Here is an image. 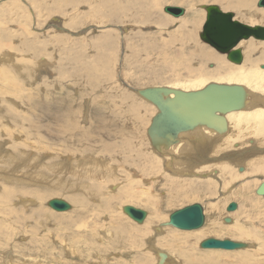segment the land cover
Listing matches in <instances>:
<instances>
[{
	"label": "rangeland",
	"instance_id": "374dc122",
	"mask_svg": "<svg viewBox=\"0 0 264 264\" xmlns=\"http://www.w3.org/2000/svg\"><path fill=\"white\" fill-rule=\"evenodd\" d=\"M129 1L0 0V27L10 32L8 45L0 49V183L7 187L5 189L0 184V264H156L159 259L156 250L166 251L169 254L170 259H165L164 264H169L171 258L183 264H264V252L261 251L264 249V196L257 194L255 190L258 187L257 181L262 180L261 178L264 180V174L260 172L254 175L246 169L249 158L264 157V143L256 138V133L252 132L249 126L245 130L237 131L234 128V116L229 115L231 136L224 140L233 144V142L239 143L240 139L236 138L240 132L248 136L243 143L240 142L239 147L231 148L241 151L247 149L250 153V157L240 160L238 164L241 165L235 167L236 169L233 168L236 176L240 177L241 186L249 182V186L243 188V194L237 193L238 195L231 197L228 202L224 199L231 190H226L227 194L217 190V195L214 193V196H199L183 203L180 200L177 204L170 202L171 204L167 203L163 208L164 215L155 214L154 218L151 212L157 204L154 202L152 205V200L159 202L161 199L166 202L168 198L166 194L168 190L159 185L160 181L157 183L158 179L167 180L174 177L183 183L194 179H203L202 181L211 179L219 184L220 188L222 180L212 174L205 178L194 175L192 176L194 179L183 180L184 178L180 176L170 174L171 170L164 163H161V172L156 174L157 177L148 178L141 173L143 155L136 156L137 154L129 151L130 148L126 144H109L120 139L130 140L138 145L144 143V149L151 157L150 153H154L151 151L147 127L156 109L154 105L141 98L134 87L162 85L196 89L202 85H197L195 79L216 71L215 69H218L216 63L220 60H223L225 66L227 65L228 70L236 66L242 69L245 55L258 53L264 47L261 44L264 41L258 40L259 43H256L257 39L254 37L242 40L244 59L241 64H236L228 60L225 54L204 42L199 35L207 15V11L203 8L204 3L217 4L224 11L233 12L236 19L245 23L237 7L226 6L219 0H209L196 2L189 9L184 3L185 0H158L150 16L146 17V13L142 11L137 12V21L130 18L126 11L120 12L115 17L112 15L115 14L112 10L114 5H130ZM257 1L248 0L249 7L246 9L264 11V7H259ZM167 5L183 7L188 11L185 9L183 15L174 16L165 11ZM54 6H60L64 11H54ZM191 11L200 12L203 19L193 32V40H189L190 42L187 40L185 48H193L195 44H199L214 54V60L200 62L198 57L190 56L188 51L178 58L175 48L177 50L182 47L181 43L175 41L165 45L170 39H165L164 34L176 33L179 22L181 23L180 19L188 16ZM160 20L168 23H160ZM246 23H251L248 18ZM108 32L115 37L114 48L100 49L101 47L95 46L99 37ZM22 42H27L31 50L17 47ZM186 57L191 58L190 62L185 60ZM98 59L102 64L108 60L110 61L107 63L112 64V75L109 78L102 77L108 80L107 83L103 81L105 86L93 88L79 83L78 78L75 77L79 76L75 73L78 66L100 67ZM210 64L214 66L210 67ZM257 68L262 71L264 63L259 62ZM100 70L97 69V72L103 73ZM81 80L87 83L85 79L81 78ZM228 80L226 78L222 81ZM208 81L214 79H209L205 83ZM250 88L258 91L257 88L251 86ZM107 92L113 93L116 97L123 94L132 96L130 99L132 106L144 113L145 122L141 133L132 132L128 116L118 109L115 110V105L121 106L119 101H114V106L111 108L107 106V102L114 99L112 96L109 100L106 99ZM31 103L35 106L41 104V109L57 108L59 103L61 110L36 111ZM106 112H109L108 116L115 120L114 124L108 125V122L103 120ZM249 138H255L258 141L257 145L252 142L250 144ZM212 145L202 144L201 149L209 153ZM217 146L219 145L214 147L212 153L199 158L197 164L203 166L198 168L197 173L219 169L215 167L217 163L203 164L214 161L216 155H221L230 148L217 151ZM130 152L132 154H129ZM126 155L136 157L132 159V163H128L125 160ZM222 164L220 163V167ZM242 165L246 170L238 171ZM219 172L218 170V175ZM162 173L164 176H158ZM253 178L257 181H253ZM97 183L105 189L102 197L112 199L110 206L95 194ZM232 185L236 190V183ZM8 188L15 189L16 192L6 200L2 196L6 194ZM175 194L184 195L179 192ZM76 195L79 196L77 200L80 203L87 202L88 207L82 208L81 204H76L77 202H74L76 199L71 198ZM53 198L67 200L72 204V208L65 212L56 211L48 205V201ZM216 199L220 211L224 213L220 214L218 223L226 226L238 221L243 226V222L247 220L244 227H252L255 232L259 231L260 240L251 238L241 240L236 237L233 239L232 236L220 235V229L215 233H202L208 221H212L210 216L213 213L208 211L207 206ZM139 200L148 201L147 204H140L136 202ZM232 201L238 204V208L228 212L225 208ZM195 202L204 205L205 225L195 230H182L173 225L167 224L166 227L161 224L162 232L157 233L154 227L162 222H169L171 212ZM128 204L148 211V219L152 217L156 220L150 222L153 225L148 224L150 233H145L143 238L137 237L136 241L129 237L133 234L128 232L127 226L144 227L148 220L142 224L128 217L123 212V207ZM77 209H82L81 213L86 214V217L82 215L83 219H78L69 226V223H66L69 214H73ZM243 211H248L257 222L251 217L244 218ZM62 217L65 221L59 220ZM225 217H229L231 223L224 221ZM119 222L126 227L125 230L117 226ZM167 232L176 233L180 239L185 234H189L195 239L192 240L194 244H191L189 251H183L177 245L171 248L161 247L158 245V240L163 238L162 240L167 243L170 239ZM222 236L223 239L245 242L252 247L235 250L200 247L201 241L207 238L222 239ZM149 239L153 242L152 248ZM155 240L157 243L154 242ZM182 241L186 240L182 239ZM244 251L252 252L250 257L253 259H245Z\"/></svg>",
	"mask_w": 264,
	"mask_h": 264
},
{
	"label": "bare ground",
	"instance_id": "6f19581e",
	"mask_svg": "<svg viewBox=\"0 0 264 264\" xmlns=\"http://www.w3.org/2000/svg\"><path fill=\"white\" fill-rule=\"evenodd\" d=\"M205 1H209V0H185L184 3L186 5H188V7L190 9V7H192L194 3H196V2L197 3L198 2H205ZM214 1H216V0H214ZM219 1H221V2L223 1L226 6H235V7H237V9L239 11V15H240L241 19H243L245 21V23H246V18H248L249 21L251 22L250 23L251 25H255V24H259V23H263L264 24V11L262 9H261L262 11L261 10L255 11L254 9H250V10L246 9V8L249 7L248 0H219ZM157 2H158V0H130L129 1L130 5H125V6H122L121 4L114 5L112 7V10H113V13H115V14H112V15H114V17H115V15H119L120 12L126 11L127 15L130 18L136 20L137 19L136 16H138L137 12L140 13V11H142V12H145L146 13V17H148V16L151 15V12H152L151 10H153L155 8V5L157 4ZM257 3H258V1H257ZM204 4H206V3H204ZM198 6H199V4H198ZM53 9H54V11H58V12L64 11V8H61L60 6H54ZM196 10H194V11H196ZM199 10H202V9H199ZM205 12H203V13H205ZM142 14L144 15V13H142ZM140 15H139V17L141 18ZM178 19H180V18H178ZM202 19L203 18H202V15L200 14V12L199 13H195V12L191 11V12L188 13V16L180 19L181 23L179 22L178 30L175 28L177 30L176 33L167 34V35L164 34L165 39H167V40L170 39V42L166 43L165 45H170L172 42H175V41H178V42L181 43L182 47L178 48L177 50L175 48V51H176V53L178 55L177 56L178 58L180 57L179 55H181L184 52L188 51L191 54L190 56L198 57L200 59L199 60L200 62L207 61L208 59L209 60L213 59V57H214L213 55L214 54H212L208 49H206V48L204 49L199 44H195L193 46V48H188V49L185 48V46L187 44V40L188 41L189 40L190 41L193 40L192 39V37H194L193 32L197 29V27H198L199 23H201ZM160 23H168V22L165 21V20H160ZM190 26H193V27L191 28ZM69 31H73V30H69ZM138 33H140V32L138 31ZM21 34L23 35V33H21ZM9 35H10V32L8 30L6 31L5 28H1L0 27V49L2 47H4V46L8 45V42L10 41ZM112 35H111L110 32H108L106 34H103L101 37H99V40L96 42L95 46L97 45L98 47H101L100 49L110 48V47L114 48V46L116 44V40H115V37H113ZM179 36H181V37H179ZM177 37L179 38V40H177L178 39ZM262 41H264V40H262ZM241 43H242V41L239 44L240 47H241ZM249 43L251 44L252 42H249ZM256 43H259L258 39H257ZM261 44H263V46H264V43H261ZM255 46H257V45H255ZM17 47H20V48L26 49V50H31L30 45L27 42H22ZM172 51H173V49H172ZM219 59H220V57H219ZM104 60H105V58H104ZM185 60L189 61V60H191V58L190 57H186ZM108 61H110V60H108ZM222 61L220 60V62H218V63H216V61H215V63L218 64V66H216V68L218 67V69H215L216 71H214V72L211 71L208 74L206 73L203 76H200L199 78H197L195 80H197V85H202V86H198L196 89L202 88V87H204L206 84H208L210 82H224L222 80H226V78L229 79L228 81H226V83L242 84L246 88V90H247V98H246L245 107L242 110L232 111V112L226 114V120H227V123H228V129H227L226 132L219 133L214 128H210V127H208L206 125H200V126H198L196 128H193V129L181 131L179 133L178 138H177V140L175 142H173L170 145L162 144V145L159 146V148H156V146L152 144L151 139H150V137L148 135L149 140H150V144H151V148H152L151 151L154 153V154L150 153L151 157L148 156L149 154H147L146 149H144V143H139V145H138L136 142L132 143L130 140H125V139H120V140H117V141H115L113 143H109V144H113V145L126 144L130 148L129 151H131L132 153L134 152L135 154H137L136 156H138L139 154L143 155L144 156V162H143L142 171H141L143 176L145 175V177H148V178L152 177V176L153 177H157L156 174L161 172V170H160L161 163H164V165H167L168 169L171 170L170 174H173L176 177L180 176V177L184 178L183 180H185L187 178L194 179L192 176L195 175L196 171L199 172L198 168L203 166V165H198L197 164L198 161H199V158L201 156L206 155V154L212 153L213 149H214V147L216 145H219L216 148L217 151H220V150H222L224 148L230 147L228 150L224 151V153H222L221 155H216V159L214 161H211L209 163H203V164L217 163L215 167L219 168V169H217V170L220 171L219 175L211 173L215 169V168L213 169V167H212L213 170H211L210 172H207V173L212 174L215 177L219 176L220 180H222L221 188H220L219 184L215 183L214 181H211V179H209V180L207 179V181H205V180L202 181L203 179H201V180L200 179L199 180L198 179H194L196 181L188 180V181H186V183L178 181L174 177H170L167 180H166V178L163 179V180H161V179L157 180L156 179L157 183H159V181H160L159 185H161L162 187H166V189L168 190V193H166L168 198L166 196V198H167L166 202L162 201L161 199H160L159 202L157 200L154 201V199L152 200V202H151L152 205L154 204V202H156V204H157V205L154 206V208L152 210L153 212H151L152 213V217L155 214L156 215H160L162 213V211H163V208L166 206L167 203L168 204H171V203H176L177 204V203L180 202V200L183 203V202L187 201L188 199H196L199 196H201V197L214 196L215 195L214 193H216L217 190H221L222 194H223V192L224 193L226 192L225 194H227L226 190H228V191L231 190L230 193L227 195V197H225V199H224L225 201H228V200L230 201V198L234 197L237 193L238 194H243L244 193L243 188H246L247 186H249V184H248L249 182H247V183L245 182L246 184L244 183L245 185L242 184L243 186H241V182H239L240 177L236 176V172L234 170V169H236L235 167H237L238 165H241V164H238L241 159L246 158V157H250V153L248 152L247 149L243 150V151L234 150L235 146L239 147L240 146V142L243 143V141L246 138H248V136L245 135L244 133L240 132L239 136L236 138V139H240L239 143L238 142H233V144H230L231 141H224V140L228 136H231V132L229 131V129H230V121H229L228 117H229V115L232 114L234 116L233 117L234 128L237 131L238 130H245L246 127L249 126V128L252 129V132L256 133V135H257L256 138L258 140H261L264 143V68H262L263 69L262 71H260V68L259 69L257 68V66L259 65V62H263L264 63V47L256 54L255 53L254 54L253 53L252 54H246L245 55V61H244L242 69L241 68L238 69V68H236L238 66H236L235 68L233 67V69L228 70L227 69V65L225 66L224 65L225 63H222ZM97 62L99 63L98 65H100V67H98L96 64H95L96 67H94V68H92V65L78 66L79 68H77L75 70V73L78 74L79 76H75V77L78 78V80H79L78 82L79 83H82L84 85H90L93 88H97V87L102 86V85L105 86L103 81H105V83H107L108 80L105 79V78H109L112 75V72H113L112 64H111V62L110 63H107V62L105 63L104 62V64H102V62L99 59H98ZM211 66H214V65L210 64V67ZM97 69H99V70L101 69L103 73H101V72L98 73ZM199 72H200V70H199ZM103 76L105 78H102ZM81 78L85 79L87 83L83 82L81 80ZM209 79H214V81H208L207 83H205ZM215 79H218V80H215ZM155 86H158V85H155ZM250 86L253 87V88H257L258 91L253 90L252 88H250ZM134 88H135V91L138 93V95L141 96V98H143L146 102H149L150 104H152V106L154 105L152 102H150L148 99H146L145 97L140 95L139 92H138V90L146 88V87H143V88L134 87ZM175 88H178V87H175ZM180 89H183V88H180ZM194 89H184V90H194ZM111 96L114 99L112 98L113 100H110V102H107V106L109 108H111L112 106H114V101H116V100L119 101L121 106L115 105V110L118 109L121 113H124V114H126L128 116V121L130 122V124L132 126V129H133L132 132H134L136 134L137 133L138 134L141 133V130L144 128V122H145L144 113L138 111L137 108H134L132 106L131 101H130L132 96L123 94V95H119V96L116 97L113 93L107 92L106 99L109 100L111 98ZM57 104L59 105L58 107L56 106L57 108H51V107L49 108V107H47V108H42L41 109V107H40L41 104L39 106H38V104H36L37 106H35V104H32V107L34 106L33 108H34V110L36 109V111L37 110H44V111H48V112H52V111L57 112V111L61 110L60 104L59 103H57ZM117 104H118V102H117ZM154 106H155V109H156V111H155V114H156L157 107H156V105H154ZM108 114H109V112L105 113L103 120H105V122H108L107 123L108 125L114 124L115 120L110 118L108 116ZM148 127H147V130H148ZM201 127H206V128H208L210 130L202 129ZM228 131H229V133H228ZM147 134H148V132H147ZM145 138H146V136H145ZM248 142H250V144H251V142H252V144L258 143V141L255 138H249ZM202 144H206V145L213 144L209 148L210 149L209 153L204 151V149L203 150L201 149V145ZM232 146H234L233 150H231ZM252 149H254V148H252ZM148 150H150V149H148ZM131 152L129 154H132ZM136 156L126 155L125 156V160L128 163H132V159L134 157H136ZM258 157H260V156H258ZM251 158H249L250 161L247 162L248 163V168H246V167L245 168L249 169L250 173L254 174V175H256L257 173H260V172H263V174H264V157L261 158V159L260 158L251 159ZM220 163H223L221 165V167H220ZM238 171H240V170H238ZM247 172H248V170H247ZM247 172H245V173H247ZM189 173L191 175H189ZM204 173H206V172H204ZM166 174H168V173H166ZM138 175H140V174H138ZM158 176H164V174L162 173V175H158ZM257 176H259V175H257ZM244 177H245V174H244ZM203 178H205V177H203ZM250 178H252L251 175H250ZM261 179L262 180H258L257 181V179L254 180V178H253V181H257L258 182L257 185L259 186L262 182H264L263 178H261ZM245 181H247V180H245ZM235 183L237 185L236 190H234L235 187H233V185H232V184H235ZM0 184H2V183H0ZM2 186L5 189L7 188V187H5L4 184H2ZM95 187L97 188V190L95 191V194L101 200H103L108 206H110V204L112 203V199H108L107 197H102V196H104L103 192H105V191H103L104 187L101 186L98 183L95 185ZM240 191H242V192H240ZM15 192H16L15 189L8 188L6 190V194H4L2 197L5 198L6 200H8V199H10L13 196V194ZM176 192H179V194L183 193L184 195H176L175 194ZM216 195H217V193H216ZM218 195L220 196V194H218ZM262 196H264V195H262ZM71 198H75L76 201H74V202H77L76 204H81L82 208L87 205V202H85V201L80 203L77 200V198H79V196H77V195L76 196H72ZM105 198H107V199H105ZM149 199H152V197H149ZM217 200L218 199H216V201H213L212 204L211 203H210V205L208 204V206H207L208 207V211L213 213V215L210 216V217H212V219H211L212 221L209 220L206 225L204 224L206 227L204 226V229H203L204 231L202 233H204V232L205 233L207 232V234L215 233V232H217L220 229V231H219L220 235H224V236H228V237L232 236V238L233 237L241 238V240H242V238L243 239L244 238H246V239H250L251 238V239H255L257 241L260 240V236H259L260 232L259 231L255 232L254 228H252V227H244L247 224V222H246L247 220L245 222H243V224H242L243 226H241V224L238 221H233L232 224L226 225V226L221 225V223H218L217 219L219 218L220 214L222 215L224 213H222L220 211V206H219ZM146 201H148V200H144V202L139 200V201H136V202H138L140 204L141 203L142 204H147ZM240 203H242V202H240ZM86 207H88V206H86ZM81 210L82 209H77L76 211L73 212V214H69L70 216H69L68 220L66 221L67 224L69 223V226L71 224H74L75 222H77L78 219H81L83 216L86 217V214H82ZM205 210H206V207H205ZM225 210H227V209L225 208ZM243 212L245 214L244 213H241V214L242 215L244 214V218H250V217L253 218V215H249L250 213H248V211H243ZM257 214H258V212H257ZM161 215H164V214L162 213ZM230 216H231V214H230ZM152 217L150 219H148L149 215L147 216L145 221L148 220V223L144 227H139V226L136 227L135 226V228H134L133 226H130V225L127 226V228H129L128 232L133 234V235H129L130 238H133V241H136L137 237L143 238L142 236H144V234L147 233V232L150 233L151 230H149L150 228L148 229V224L151 225L153 223L152 221H156V220L153 219L154 217L153 218ZM166 217H168V216H166ZM259 217H258V219H259ZM240 218H242V217H240ZM59 220L60 221H65V220H63V217L61 219H59ZM253 220H254V218H253ZM224 221H226V220H224ZM254 221H256V220H254ZM144 222L142 224H145ZM150 222H152V223H150ZM227 222H230V221H227ZM120 223L121 222H119V224L117 226L125 230L126 227L123 224H120ZM161 224H164V226L167 227L168 221L164 222V223L162 222V223H160V225L154 227L157 230V233L162 232L161 228H160ZM257 226L261 227L260 225H257ZM145 227H147V228H145ZM168 232H167V234H168V237L170 239L168 238L169 241H167V243L162 240L163 239L162 236H161L162 239L158 240V245H160L161 247L163 246V247H166V248H171V247H174V246L177 245V246H179V248L181 250L189 251L190 248L192 247L191 244H194V243H192V240H195V239H192L191 235H189L188 233H187L188 235L185 234V236H182L183 238L180 239L176 233H174V232L168 233ZM189 233H191V232H189ZM195 235L197 236V234H195ZM216 235H217V233H216ZM199 237H197V238H199ZM152 238H150V239L152 240ZM176 238H178L177 239L178 242L176 241ZM150 239L148 241H150ZM182 239H184L186 241H182ZM200 239H201V237H200ZM222 239H223V236H222ZM233 239H235V238H233ZM154 242H156V240ZM174 242H177V243H174ZM152 243L153 242L150 241L149 245H151ZM250 246L252 247V245H250ZM151 248H152V245H151ZM250 251H251V249H250ZM250 251H244L245 259H253V257H250L252 255V252L250 253ZM261 251L264 252V249H261ZM160 252H161V250H159V251L156 250V253H157L156 255H158ZM165 253H166V251H165ZM166 255H167V257L165 259H168V258L170 259L169 254L166 253ZM159 259H160V257H159ZM159 259H158V261H159ZM158 261H157L156 264H158ZM221 262L222 261H220V263ZM164 263H165V261H164ZM254 263H255V261H254ZM169 264H183V263H179L178 260H176L175 258L174 259L171 258V261L169 262Z\"/></svg>",
	"mask_w": 264,
	"mask_h": 264
},
{
	"label": "water",
	"instance_id": "95a60500",
	"mask_svg": "<svg viewBox=\"0 0 264 264\" xmlns=\"http://www.w3.org/2000/svg\"><path fill=\"white\" fill-rule=\"evenodd\" d=\"M258 6L264 7V0H258ZM207 11L206 21L200 31L201 39L225 54L233 63L241 64L244 56L239 46L242 40L254 37L264 40V25L247 24L235 18L234 13L224 11L217 4H204ZM165 11L180 16L185 9L179 6H165ZM139 94L148 99L157 107L156 114L152 117L148 127V135L153 145L159 148L162 144H172L181 131L206 125L214 128L219 133L228 129L226 114L242 110L246 104L247 90L242 84L226 82H210L204 87L194 90H184L171 86H148L138 90ZM158 146V147H157ZM244 170L243 166L239 167ZM212 174H217L214 169ZM200 177H207L209 173H197ZM257 194L264 195V182L256 189ZM48 205L59 212L72 208V204L62 198H53ZM238 208L234 201L227 205V211L232 212ZM124 213L137 223H143L148 211L133 205H125ZM206 216L204 205L200 202L185 205L170 214L169 225L182 230H195L204 225ZM230 221L229 217L225 218ZM250 244L231 239L207 238L200 242L201 248L235 250L248 248ZM158 264H164L166 253H159Z\"/></svg>",
	"mask_w": 264,
	"mask_h": 264
}]
</instances>
